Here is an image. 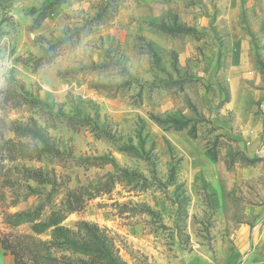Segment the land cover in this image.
I'll list each match as a JSON object with an SVG mask.
<instances>
[{
  "label": "rangeland",
  "instance_id": "374dc122",
  "mask_svg": "<svg viewBox=\"0 0 264 264\" xmlns=\"http://www.w3.org/2000/svg\"><path fill=\"white\" fill-rule=\"evenodd\" d=\"M88 231L124 264H264V0H0V246L100 264Z\"/></svg>",
  "mask_w": 264,
  "mask_h": 264
},
{
  "label": "trees",
  "instance_id": "16d2710c",
  "mask_svg": "<svg viewBox=\"0 0 264 264\" xmlns=\"http://www.w3.org/2000/svg\"><path fill=\"white\" fill-rule=\"evenodd\" d=\"M57 9L56 3H51L47 5L46 7L42 8L40 12V19H44L47 16L51 15L55 12ZM104 187L106 188L107 192L110 191L109 183L105 184ZM87 189L80 188L77 190H73L69 193L68 201L65 207V213L71 214L78 211H81L85 205L86 202V195L89 194L91 196V193L89 191H85ZM90 228L89 230H91ZM90 231L87 232L89 235L88 237L91 238L92 242H88L86 244H83L85 247L90 248V256L94 260H97L100 264H124L122 263L115 254L114 246L113 244L107 243L105 239H102L98 237L97 235L90 236ZM61 233L64 234V237H67V241L71 245H75L78 241L77 235L70 233L68 230L61 229ZM85 243V242H84ZM3 244V248L5 251L8 250V247ZM16 264H18V260L15 259Z\"/></svg>",
  "mask_w": 264,
  "mask_h": 264
},
{
  "label": "crops",
  "instance_id": "0c3cea01",
  "mask_svg": "<svg viewBox=\"0 0 264 264\" xmlns=\"http://www.w3.org/2000/svg\"><path fill=\"white\" fill-rule=\"evenodd\" d=\"M0 264H15L11 255L6 254L0 246Z\"/></svg>",
  "mask_w": 264,
  "mask_h": 264
}]
</instances>
